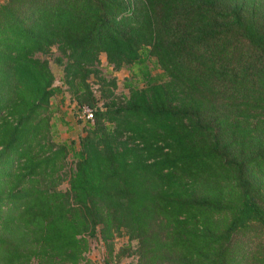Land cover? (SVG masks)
<instances>
[{"label": "trees", "instance_id": "trees-1", "mask_svg": "<svg viewBox=\"0 0 264 264\" xmlns=\"http://www.w3.org/2000/svg\"><path fill=\"white\" fill-rule=\"evenodd\" d=\"M101 54L137 79L122 101ZM64 92L93 110L77 144L51 139ZM92 240L104 264H264V0L0 3V264H90Z\"/></svg>", "mask_w": 264, "mask_h": 264}, {"label": "rangeland", "instance_id": "rangeland-1", "mask_svg": "<svg viewBox=\"0 0 264 264\" xmlns=\"http://www.w3.org/2000/svg\"><path fill=\"white\" fill-rule=\"evenodd\" d=\"M57 55H59L58 52L54 50L50 55L44 56V58L49 61L50 68L55 77V84L57 86H62L63 89H66L67 87L62 83V67L55 62V58ZM148 63L153 76L161 79L162 72L154 67L152 60H148ZM99 70L105 78H115L117 83V88L115 89V97L118 101H122L124 97L128 96V84H130V82H136L137 80L132 78V72L128 68H123L121 70L115 71L112 66L107 63L104 54L100 55ZM89 82L95 90L96 95L99 96L97 92L99 87V80L97 78L92 77ZM136 84L138 83H135V85ZM138 85L141 86V83ZM77 105L78 104L75 98L72 97V95L68 92L56 95L51 99V121L53 123L51 139L53 142L69 143L70 141H74L76 144L78 143V139L82 135V129L85 124L81 122L80 119H78ZM71 167L72 164L70 160L66 172H69V169ZM66 187L67 183L65 182L61 186V188L65 189ZM128 246H130L132 249L135 248V242H128V239L125 236L114 240L115 250H119L120 248ZM105 255L106 250L104 245L98 241L92 240L90 251L87 253V258L90 260V264H104L103 258L105 257ZM112 264H137V261L133 257H126L122 259L120 263Z\"/></svg>", "mask_w": 264, "mask_h": 264}, {"label": "built area", "instance_id": "built-area-1", "mask_svg": "<svg viewBox=\"0 0 264 264\" xmlns=\"http://www.w3.org/2000/svg\"><path fill=\"white\" fill-rule=\"evenodd\" d=\"M78 119L82 122H91L93 121V110L87 106L82 105L78 107Z\"/></svg>", "mask_w": 264, "mask_h": 264}, {"label": "crops", "instance_id": "crops-1", "mask_svg": "<svg viewBox=\"0 0 264 264\" xmlns=\"http://www.w3.org/2000/svg\"><path fill=\"white\" fill-rule=\"evenodd\" d=\"M4 0H0V3L3 2Z\"/></svg>", "mask_w": 264, "mask_h": 264}]
</instances>
